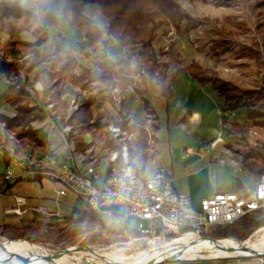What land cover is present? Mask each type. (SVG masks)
I'll return each mask as SVG.
<instances>
[{"label":"trees","instance_id":"1","mask_svg":"<svg viewBox=\"0 0 264 264\" xmlns=\"http://www.w3.org/2000/svg\"><path fill=\"white\" fill-rule=\"evenodd\" d=\"M96 5L97 11L106 19V25L100 29L93 21L82 13V8ZM259 6H252L249 9V16L241 19L239 16H224L216 20H198L190 16L176 0H65L60 15L64 17L70 27L81 33L87 48L90 52L83 54L86 59L97 51H104L109 45V39L116 42L120 48L135 50L140 48L146 54L149 67L139 73V80L135 83L134 92L143 103L145 115H152L154 123L151 128L152 145L146 142V136L142 131L143 122H132L123 115L125 99L119 104L112 102V107L117 111L121 121L116 123L121 129L128 133L138 132L137 142L130 147V159L139 158L143 161L151 160L155 135L158 130L157 118L151 103L145 98L148 90L157 94L156 100L164 102L172 98L171 85L174 77L180 73H187L200 86L210 85L217 96L222 99L220 109L222 112L235 111L245 108V115L252 125L264 130V112L254 109L253 102H264V22L252 17H259ZM41 14V17L38 14ZM2 21L19 22L17 34L13 31H4ZM211 25L208 33L211 35L209 41L210 53L216 61L231 59L234 67L241 70L254 69L259 79L257 88H244L238 84L225 80L218 75V72L203 68L197 63L177 69L168 73V64L159 62L153 49V43L158 38V30L161 26H170L176 33L182 29L187 32H196L204 25ZM58 20L54 7L51 4L45 5L42 2H34V9H25L9 2H0V31L7 38H0V80L6 79V94L4 103L9 105L14 112L12 118L0 113V123L4 124L7 132L12 133L23 153L27 146L43 149L46 143L38 137L30 123L39 117L38 107L27 90V86L39 82L49 92L50 101L56 109L65 110L66 102L61 99V92L65 85L78 88L80 91L90 92L89 100L79 103L77 111H74L68 122L78 130L80 136L86 133H93L95 140L101 141L103 146L117 149L112 141L109 132L105 130L107 123H115L109 117L106 110L93 114V106L97 98L105 91L112 89L116 83L121 89L129 84V76L118 67L113 73L110 66L101 64L97 60L92 67H86L77 62L79 44L72 40L58 38L52 48L43 46L48 30L58 29ZM254 32L247 43H241L238 38L241 35ZM37 30L38 37L34 42H29L19 37L23 31ZM35 30V31H36ZM68 46L69 55L63 56L62 52ZM28 56L22 66L20 61ZM238 62V63H237ZM48 66H45V65ZM79 69L78 73L74 71ZM251 100V101H250ZM248 101H250L248 103ZM224 125H230V130H238V124L223 120ZM76 147L84 149L87 146L77 141ZM241 158L248 162L250 170L259 173L264 172V153L254 148L245 152H239ZM5 167L9 161L5 152H2ZM131 166L137 170L136 165ZM37 176L32 182L41 181ZM25 180L18 179L14 184ZM14 184L9 185L6 191ZM77 216V217H76ZM74 217H76L74 219ZM68 218L76 222L103 223L102 218L94 214L87 207L83 211L72 209ZM264 226V211H252L241 217L234 223L226 226L212 227L210 237L214 240L232 238L233 240H222L228 242H244L258 228ZM121 231V230H119ZM133 233V231H130ZM227 245V243H219Z\"/></svg>","mask_w":264,"mask_h":264},{"label":"built area","instance_id":"2","mask_svg":"<svg viewBox=\"0 0 264 264\" xmlns=\"http://www.w3.org/2000/svg\"><path fill=\"white\" fill-rule=\"evenodd\" d=\"M171 35L173 32L169 31L167 36ZM95 52L103 53L105 63H110L108 66L113 73L117 72L119 65L114 60V55L106 49ZM27 59L29 60L28 56L24 57L20 64L23 66ZM80 59L77 57L79 64H81ZM74 72L78 73L79 69ZM134 86L135 83L131 84L129 81V84L121 89L116 83L112 89L100 95L95 104L98 105L102 101L107 107L109 117L115 121V123H107L104 119L105 130L110 133L117 149L103 146L101 141H96L93 137L95 130L93 133L80 136L78 130L68 122L71 114L77 111L79 103L89 100L90 92L72 87L71 92L62 96L67 108L60 110L56 109L50 101L48 91L27 87L41 114L30 125L37 132L45 130L49 146L44 149L36 148L34 152L26 155L25 160H21L14 145H6L4 140L0 141V153H6L8 167L12 166L16 170L13 172V168L12 170L8 168L2 174L0 194L6 192V188L18 179L33 180L37 176L58 186L50 199V205L29 207L25 197L15 195L12 206L3 211L4 216L21 218L32 214L42 217L49 223L59 221L64 217L60 199L72 195L77 202H83L85 208L87 207L100 218L121 220L126 223L121 234L128 239L127 245L143 244L146 246L145 249L153 245L167 247L169 250L167 255L159 263L153 264L211 261H218L219 264H264V255L192 259L182 257L176 252L177 249L200 241L213 243L222 240L237 241L232 238L214 240L210 237L211 229L215 226L230 225L252 211H264V172L261 173L251 191L214 193L200 201L198 211L194 210L189 197L174 190L172 180L165 168L159 167L146 175L131 166L129 151L130 147L137 142L138 132L128 133L116 125L121 121V117L112 107V102L119 104L125 99L127 92H134ZM42 91L45 96L40 99L38 94ZM122 113L129 119L128 125H130L132 115L126 109ZM1 114L8 118L14 116V113ZM153 121L151 115H144L142 120L141 128L148 145L153 144L151 136ZM0 129L5 130L4 124L0 123ZM54 135L59 136L62 149L53 148L49 138ZM5 137L16 142L14 135ZM78 140L87 147L78 149L76 147ZM205 149L206 146H200V150ZM261 229H264V226L255 230L247 240Z\"/></svg>","mask_w":264,"mask_h":264},{"label":"rangeland","instance_id":"3","mask_svg":"<svg viewBox=\"0 0 264 264\" xmlns=\"http://www.w3.org/2000/svg\"><path fill=\"white\" fill-rule=\"evenodd\" d=\"M181 7L190 15L198 20H216L221 19L224 16H239L241 19H245L249 16V9L252 6H259L258 12L261 14L258 18L252 17V22H256L259 19L260 22H264V0H176ZM34 2H38L34 0ZM47 2V1H46ZM63 0H55V8L61 9ZM82 13L89 17L95 25L100 29H103L106 25V19L97 11L96 5H89L82 8ZM39 17L41 14L37 13ZM58 19V29L51 28L48 30L45 42L43 46L47 48L53 47L56 40L64 38L72 40L79 44L77 52L74 53L80 59L83 66L92 67L93 59L101 60V64L106 61L103 59V53L94 52L90 59H86L83 54L90 52L87 48L86 43L81 42L82 36L79 32H74L63 16L56 12ZM2 29L4 31H13L17 34L19 22L2 21ZM1 29V28H0ZM211 29V25H204L200 27L196 32H187L184 29L180 33H176L175 30L170 26H161L158 30V38L153 43V49L157 55L159 62H166L169 66L168 72L173 73L177 68L184 67L191 63H197L203 68H210L218 72V75L225 79L232 81L244 88H257L259 85V79L253 68L250 70H241L234 67V61L226 59L216 61L210 53L209 41L212 38L208 33ZM36 30V29H35ZM23 31L19 34V37L26 40H34L42 35H38L37 30L35 31ZM169 31L173 32L170 37L167 36ZM74 32V33H73ZM254 29L248 34L241 35L238 41L241 43L249 42ZM18 35V34H17ZM0 38L6 39L7 36L0 31ZM83 39V38H82ZM109 41H113L109 39ZM116 43V42H115ZM119 45L117 44V47ZM110 48V47H109ZM110 54L114 55V60L118 63V67L123 73L129 76L130 83H136L139 80V73L144 72L148 67V61L146 60V54L140 48L130 50L128 48H119L117 51H111L106 48ZM68 46L62 52L63 56H68ZM96 56V57H95ZM125 56V57H124ZM27 57V56H26ZM28 60V59H27ZM238 63V62H237ZM109 65L110 63H105ZM146 68V69H145ZM4 83V79L1 80ZM28 88L39 89L45 91L43 84L39 82L32 83L27 86ZM44 91L40 92L44 95ZM45 96V95H44ZM251 101V100H250ZM248 101V103L250 102ZM0 107V113L11 115L13 109L10 106ZM134 110L135 115H141V104L132 103L130 105ZM254 109H259L264 112V102L256 101L251 106ZM106 108V109H105ZM244 107L235 114L234 119L237 121L239 126L238 130H230L229 126H222L226 133L227 142L229 141V147L224 150V158L221 159L222 164H226L227 168L232 169V175L234 176L235 182L237 183L238 192L244 193L248 190V186L251 183L258 181L261 173L250 170L247 167L246 161H244L238 152L233 150H239V152H245L251 148L264 153V130L259 129L252 125L250 120L244 118ZM95 109V108H94ZM107 110V107L103 105L101 101L98 104L96 111L93 110V114H96L100 110ZM152 116V115H151ZM154 123V121H153ZM152 123V124H153ZM5 134L4 136L2 134ZM6 135H13L6 130L0 129V141L4 140L6 145H14L16 147L17 155L21 160H25L27 154L32 152V148L27 146L22 153L19 149V144L16 140L14 143L6 138ZM139 137V133H138ZM95 139V138H94ZM98 141V140H96ZM134 146V144H133ZM202 146H206V149L210 147V143H203ZM205 149V150H206ZM200 150V148H199ZM160 152L162 158H157L155 164L166 163L167 151L161 147ZM0 161V173L5 171L12 166L5 167V161ZM133 161V160H132ZM3 163V166H2ZM134 164L141 170L142 173H150L149 167H145V162L139 158H135ZM155 165V166H156ZM144 167V169H143ZM143 169V171H142ZM13 172H16L13 168ZM241 178V179H239ZM243 180V181H240ZM31 182H18L14 188V193L23 197H30L34 194V197H49L53 196L54 190L57 188L56 183L49 182L48 180L43 181L42 188L38 182H34V185H30ZM12 195H0V241H7L22 245H37L49 251H64V249L75 246L73 249H80L92 253H105V252H116L120 254L122 258H128L138 251L144 250L146 246L143 244L130 245L127 247L128 239L124 238L121 231L126 227V223L123 221H114L109 218L102 219L103 223H90V222H76L68 216L63 217L59 221H51L50 223L44 220L42 217L27 214L24 217H5L3 214L4 209L9 208ZM75 203L73 197L68 196L60 199V207L62 213L68 214L72 211ZM78 211H83L85 205L83 202L76 204ZM77 217V216H76ZM74 217V219L76 218ZM133 225V223H132ZM26 243V244H25ZM126 247V248H125ZM72 249V250H73ZM127 256V257H126ZM83 261V260H82ZM186 264H219L218 261L211 262H197V263H186Z\"/></svg>","mask_w":264,"mask_h":264},{"label":"crops","instance_id":"4","mask_svg":"<svg viewBox=\"0 0 264 264\" xmlns=\"http://www.w3.org/2000/svg\"><path fill=\"white\" fill-rule=\"evenodd\" d=\"M1 1L9 2L25 9H34V0H0V2ZM37 1H40L45 5L51 4L54 7L55 15L57 11L60 14L65 2V0H63L61 9H56L55 0ZM73 31L78 32L77 30ZM27 41L34 42V37L33 40ZM81 42L85 43L84 39L81 38ZM107 48L111 51H117L120 47H117V43L114 41H109ZM184 67L177 69H182ZM175 71L176 70L173 72ZM168 73L170 74V72ZM1 80L0 107H4L5 103L3 97L6 94V85L8 81L4 79V83H2ZM71 89V85H65L61 92V99H63V95L71 92ZM171 89L172 98L167 103L162 100H156L157 94L150 90H148L145 95V98L151 103L153 107L158 125V130L155 135L154 147L151 151L152 158L151 160L144 161L145 167H149L150 171L152 172L159 167L165 168L168 172L169 178L172 180L174 190L178 193L188 196L191 202V207L196 211L199 210L200 201L214 193H242L238 192L239 187L237 186L234 176L232 175V169L227 168L226 164H222L221 162V159L224 158V150L226 147L228 148L230 144V140L227 142L226 133L222 128V126H227L228 124L224 125L222 122L223 120H228L237 124V121L234 119V117H236L235 114L238 113V111L242 108H239L235 111L222 112L220 109L222 99L217 96V93L212 90L211 86H200L187 73L177 74L173 79ZM46 91L47 90H45V92ZM43 96L44 95L41 93L38 94L40 99H43ZM138 102H140L142 108L141 115L139 116L135 115L134 110L130 106L132 103L134 104ZM97 106L98 105H94L92 109L96 111ZM125 107L126 110L132 115V122H141L143 120L145 115L143 103L137 97L135 92L126 93ZM37 111L39 116H41L39 108ZM243 115L244 118L247 119L245 115V109ZM228 126L230 128V125ZM38 137L47 143L45 147L49 146L47 142L48 138L44 129L38 132ZM49 139L52 142L53 148L58 150L62 149L59 136L54 135ZM208 142L210 143V147L203 151L199 150L201 144ZM161 147L165 148V152L167 151V162L164 163L165 165H163V163L156 165L155 160L157 158H162L160 152ZM34 149H31L32 152H34ZM233 151L236 152L238 150ZM2 155L3 154L0 153L1 162ZM134 160L135 158L133 159V163ZM146 171H144V173ZM152 172L145 174L149 175ZM1 176L2 173H0V177ZM44 180L45 179L36 181L40 184L41 188L43 186ZM25 181L31 182V186L34 185V182L30 180ZM256 182L251 183L248 186L249 191L253 189ZM16 185L17 183L6 192L2 193L3 195H12L9 206H12L13 204V198L16 195L14 193V188ZM72 197L73 202L75 203L73 206L74 209L76 208L75 206L78 202L74 196ZM25 198L27 205L29 207H34L40 205H50V199L52 196L34 197V194H32L30 197L26 196ZM69 214L70 213L64 215L69 216Z\"/></svg>","mask_w":264,"mask_h":264},{"label":"bare ground","instance_id":"5","mask_svg":"<svg viewBox=\"0 0 264 264\" xmlns=\"http://www.w3.org/2000/svg\"><path fill=\"white\" fill-rule=\"evenodd\" d=\"M219 243H227V245ZM74 247L71 246L64 249V251L56 252L37 245H22L3 240L0 241V264H153L159 263L169 251L167 247L153 245L128 258H122L120 254L116 253L117 251L100 254L73 249ZM176 252L182 257L192 259H211L234 255L245 257L264 255V229L241 243L200 241L185 248L177 249Z\"/></svg>","mask_w":264,"mask_h":264}]
</instances>
